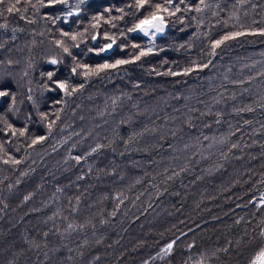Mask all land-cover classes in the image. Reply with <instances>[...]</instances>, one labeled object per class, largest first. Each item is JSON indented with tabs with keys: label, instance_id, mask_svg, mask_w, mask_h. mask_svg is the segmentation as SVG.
<instances>
[{
	"label": "trees",
	"instance_id": "obj_1",
	"mask_svg": "<svg viewBox=\"0 0 264 264\" xmlns=\"http://www.w3.org/2000/svg\"><path fill=\"white\" fill-rule=\"evenodd\" d=\"M156 3H0V264H251L264 249V0H173L163 35L129 32Z\"/></svg>",
	"mask_w": 264,
	"mask_h": 264
},
{
	"label": "snow or ice",
	"instance_id": "obj_2",
	"mask_svg": "<svg viewBox=\"0 0 264 264\" xmlns=\"http://www.w3.org/2000/svg\"><path fill=\"white\" fill-rule=\"evenodd\" d=\"M3 0H0V3H2ZM67 3V0H50V3ZM80 3H83L84 0H79ZM136 3V8L137 11H140L141 9H143L146 5L151 3V0H135ZM181 3H183V0H181ZM167 5V6H165ZM165 5H161L159 3H156L154 5H152V7L155 9V11L151 12L149 15L144 16L143 19H139L138 22L132 27L129 28L128 31L129 32H140L143 33L144 36H147L151 39V37H154L156 34L158 33H163L165 30V17L164 15H162L161 13H167L169 16L171 15H175V12H179L180 11V7L179 5H175L174 6V11L171 10V8L173 7V0H165ZM199 10V9H197ZM9 12H12L13 9L11 7L8 8ZM120 11H123L122 9ZM73 12H69L68 15H73ZM244 33H233V34H229L224 36L222 39L220 40H216L213 43V47H219L225 40L228 39H234L236 36L239 35H243ZM261 34H264V30L261 31ZM65 35H67V33H65ZM72 39L75 40L76 36L72 35ZM93 40L96 39L95 36L92 37ZM60 42L57 41V44H59ZM116 41L115 39H112V43L106 44L104 45L103 48L100 49V51H105L107 49L112 48L113 44H115ZM133 48H139V45L133 44L132 45ZM64 52L68 53L69 55H71V53L69 52V49L67 47L64 48ZM152 52V48H148L147 50L144 49H140L139 54L135 55L133 57L132 60H124V59H119L116 60L114 64H109V63H104V64H100V65H96L94 68L90 67L89 65H77V67L83 68L85 69V71L83 72V75L88 76L90 74H98L101 71H105L108 69H114L116 67H118L119 65H124V64H128L131 62H134L136 60H139L142 56L148 55ZM74 58V57H73ZM75 59V58H74ZM58 61L57 60H52L51 63L56 64ZM73 73H76V68L74 67L72 69ZM53 73L49 72L48 73V78L52 79ZM56 86L61 89V90H65L67 85L64 82H55ZM68 95H70L71 93H66ZM5 95V93L0 92V96ZM11 127V126H9ZM21 135H23V132H21ZM40 139H44L43 137H40ZM35 143V141H33ZM172 245L169 244L167 245V249H171ZM257 261L259 262V264H264V251H261L257 257ZM254 264H257V262H254Z\"/></svg>",
	"mask_w": 264,
	"mask_h": 264
},
{
	"label": "rangeland",
	"instance_id": "obj_3",
	"mask_svg": "<svg viewBox=\"0 0 264 264\" xmlns=\"http://www.w3.org/2000/svg\"><path fill=\"white\" fill-rule=\"evenodd\" d=\"M165 31H166V25H165V30H164V32H163V33H158V34H156L154 37H157V36H161V35H163V34L165 33ZM137 33L143 35V33H140V32H137ZM263 200H264V199H263ZM262 251H264V249H263ZM258 255H259V254H258ZM258 255L255 257V259L253 260V262H252L251 264H254V262H257V264H259V262L257 261V257H258Z\"/></svg>",
	"mask_w": 264,
	"mask_h": 264
}]
</instances>
